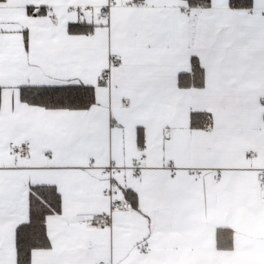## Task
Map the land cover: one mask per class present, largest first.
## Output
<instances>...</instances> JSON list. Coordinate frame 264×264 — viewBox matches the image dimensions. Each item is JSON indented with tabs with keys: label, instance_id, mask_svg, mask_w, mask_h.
I'll list each match as a JSON object with an SVG mask.
<instances>
[{
	"label": "snow or ice",
	"instance_id": "obj_1",
	"mask_svg": "<svg viewBox=\"0 0 264 264\" xmlns=\"http://www.w3.org/2000/svg\"><path fill=\"white\" fill-rule=\"evenodd\" d=\"M253 94L264 0H0V264H114L182 179L150 130L174 149L195 100L191 128L226 133Z\"/></svg>",
	"mask_w": 264,
	"mask_h": 264
},
{
	"label": "crops",
	"instance_id": "obj_2",
	"mask_svg": "<svg viewBox=\"0 0 264 264\" xmlns=\"http://www.w3.org/2000/svg\"><path fill=\"white\" fill-rule=\"evenodd\" d=\"M203 108L193 100L184 109L174 149L160 151L161 129L150 130L151 162L172 160L181 166L182 179L163 218L132 214L125 221L128 228L114 244V264H264V189L256 178L264 168V105L254 94L245 96L226 133L191 128L192 112ZM128 152L139 161L134 137ZM219 232L232 244L220 247Z\"/></svg>",
	"mask_w": 264,
	"mask_h": 264
},
{
	"label": "built area",
	"instance_id": "obj_3",
	"mask_svg": "<svg viewBox=\"0 0 264 264\" xmlns=\"http://www.w3.org/2000/svg\"><path fill=\"white\" fill-rule=\"evenodd\" d=\"M251 155L256 157V156H258V152L252 151ZM138 162L142 163V161H140V160ZM189 172L191 174H198L200 172V170L199 169H190ZM214 178L216 180H220V175L216 174L214 176ZM256 178H257V181H258L259 185L264 189V168L260 169L257 172ZM117 197L122 199V195L119 192H117ZM144 247H149V243H145Z\"/></svg>",
	"mask_w": 264,
	"mask_h": 264
},
{
	"label": "trees",
	"instance_id": "obj_4",
	"mask_svg": "<svg viewBox=\"0 0 264 264\" xmlns=\"http://www.w3.org/2000/svg\"><path fill=\"white\" fill-rule=\"evenodd\" d=\"M222 232H219V235H218V245L220 246V247H225V246H229V245H231L232 244V239H227V240H224L223 241V238H224V236H222ZM229 234V233H228ZM232 233H230V235H231Z\"/></svg>",
	"mask_w": 264,
	"mask_h": 264
}]
</instances>
